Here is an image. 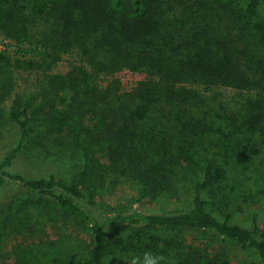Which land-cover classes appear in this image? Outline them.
<instances>
[{"label":"trees","instance_id":"obj_1","mask_svg":"<svg viewBox=\"0 0 264 264\" xmlns=\"http://www.w3.org/2000/svg\"><path fill=\"white\" fill-rule=\"evenodd\" d=\"M261 6L0 0V35L12 41L0 49V126L17 132L0 157V192L16 184L22 193L0 207V264H104L106 257L123 264L119 257L144 250L173 255L176 264H247L214 252L211 237L264 264L259 214L246 226L217 204L229 200L226 192L264 194ZM65 54L75 63L56 71ZM17 70L34 72L35 88L16 92ZM126 73L139 78L124 80ZM32 148L65 156L74 172L12 171ZM121 183L129 208L101 210L97 199ZM180 197V208H133ZM61 222L66 232L49 238ZM186 229L199 238L187 240ZM74 230L84 232L82 248L65 242Z\"/></svg>","mask_w":264,"mask_h":264},{"label":"rangeland","instance_id":"obj_2","mask_svg":"<svg viewBox=\"0 0 264 264\" xmlns=\"http://www.w3.org/2000/svg\"><path fill=\"white\" fill-rule=\"evenodd\" d=\"M261 12L264 14V6H261ZM6 43H12L10 39H6L0 35V49H4L6 47ZM9 49H11L9 47ZM75 63V58L72 55L65 54L62 60L56 65V71H66L71 65ZM16 75V84L15 91L22 92L24 90H30L35 88L36 86V74L34 72H28L24 70H17L15 72ZM124 80H134L139 78L138 75L133 74H122ZM222 93L228 96H233L235 94V90L232 88H222ZM11 99L5 101V107L10 105ZM17 137L16 127L4 124L0 126V157L8 150L14 143ZM32 148V150L25 149L19 153L17 158L13 161L10 169L14 172L22 173L26 176H43L48 174H56L57 176L69 175L71 172H74L75 167L73 164H70V160H67L65 156H53L47 157L45 155H38L36 150ZM53 151V149H51ZM248 185V181L243 184L241 187H246ZM240 189V188H238ZM234 193V190H232ZM242 192V191H239ZM238 192V193H239ZM244 192H247L244 191ZM22 194V193H21ZM20 188L16 184H11L8 187L4 188L0 192V207L5 209L7 204L15 197L20 198ZM229 198L221 199L217 204L221 206V209H224L223 212H228L234 217V220L241 222L243 225H250L252 214L257 212L259 214L260 222H264V194L253 193L252 196H247V198H243V196L234 198V195H231L229 192L225 193ZM129 188L127 184H120L115 191L109 193H103L102 197H99V204H101V210L111 209L112 207H120V208H129ZM184 198L180 197L178 199H167L162 200L159 203H134V207H139L141 210H158V209H174L180 208L183 206ZM166 207V208H165ZM62 223V222H61ZM62 226V228L60 227ZM51 237H56L58 235H63L66 232L65 226L62 224H58L57 226H53V228H49ZM64 231V232H63ZM75 233L72 234V240H65L66 244L72 243L76 246L75 243H78L79 248L83 247L84 240V232L79 230H74ZM184 235L187 240H197L199 238V232L194 229H186L184 231ZM64 238V237H63ZM65 239V238H64ZM63 239H60V243L63 245ZM210 246L212 247L214 252H222L232 258V263L240 261H244L247 264H251L255 262L258 264V259L254 256L253 253L249 252L246 249H242L239 246L235 245L232 242H221L217 241L216 237H211ZM76 246V247H78ZM3 252V250H1Z\"/></svg>","mask_w":264,"mask_h":264},{"label":"clouds","instance_id":"obj_3","mask_svg":"<svg viewBox=\"0 0 264 264\" xmlns=\"http://www.w3.org/2000/svg\"><path fill=\"white\" fill-rule=\"evenodd\" d=\"M112 258L106 257L104 264H109ZM123 264H176L173 255H164L162 253H154L151 250H144L140 253L130 252L127 255L119 257Z\"/></svg>","mask_w":264,"mask_h":264}]
</instances>
